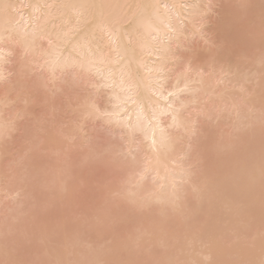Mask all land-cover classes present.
<instances>
[{"label":"bare ground","instance_id":"obj_1","mask_svg":"<svg viewBox=\"0 0 264 264\" xmlns=\"http://www.w3.org/2000/svg\"><path fill=\"white\" fill-rule=\"evenodd\" d=\"M209 2L226 46L195 65L203 78L186 76L170 33L198 41L187 6ZM135 5L160 8L134 18ZM112 15L126 17L112 33L76 26ZM0 72V126L35 130L56 93L41 166L19 131L0 139V262L264 261V0H0ZM90 103L111 118L88 116ZM200 108L214 114L195 137L173 124Z\"/></svg>","mask_w":264,"mask_h":264},{"label":"snow or ice","instance_id":"obj_2","mask_svg":"<svg viewBox=\"0 0 264 264\" xmlns=\"http://www.w3.org/2000/svg\"><path fill=\"white\" fill-rule=\"evenodd\" d=\"M131 10L133 8L132 5L126 6ZM137 9V12L133 13V17L135 18L137 15H142V10L147 7H152L155 9H159L160 5H135L134 6ZM165 8L168 6L165 5ZM187 7L195 9V14L192 17V36L193 37H199L198 41H193L192 43H184L181 44V38L183 36V32L177 33L175 30H173L172 33H170V39H169V46L167 48V54L171 57V60L173 63L179 65L182 69L184 74L186 76H191L195 74L196 76H199L203 78V76L206 74L205 71L202 68H197L195 65H197L198 62L203 61L204 63L211 64L215 66L218 62V59H220V50L222 48H225L226 41H223L221 39L216 38L208 29L210 27L209 22L212 18V12L214 9V5L209 2L208 4H195V5H189ZM126 19V17H118L115 15L108 16V17H102L99 20H96L95 18L89 20V19H80L77 17L76 19V26L79 28L81 25L84 27H90L91 32L94 34L96 30L100 31H108L110 33L115 32L121 25L122 20ZM70 32L73 30H69ZM69 33L64 34V39L68 37ZM184 40L187 41V37H184ZM89 41L86 39L84 44H81L80 47H86L87 43ZM51 44V41H49ZM175 44V47H172V44ZM202 45L203 47H201ZM206 49V51H205ZM53 66L56 65V60L54 59L52 61ZM221 75H226L225 70L223 66L221 67ZM6 80L5 75L0 72V81ZM41 87L47 88V84L44 83L41 85ZM187 87V86H186ZM241 91H245L243 88H241ZM159 95V93H157ZM173 93H169L168 96H173ZM56 93L53 92L50 97L44 98V104L47 106L48 109H50V112H46L45 116L43 117L44 123L40 122V119L38 118L36 129L34 130L31 127H20L17 128V123L15 120H10L6 122L4 125L0 126V139H7L9 135H11L14 131H19L20 135L23 137L28 138L29 143L31 145V151H34L37 154V159L35 161L37 167L41 166L43 164L42 156L45 152L46 145L48 142V135L46 134V128L45 125L47 122H49L55 114L56 110ZM165 101L168 100V97H163ZM41 98L34 92L29 93L28 98L24 100L25 106L30 105L31 103L40 102ZM189 103L199 108V104L201 103L198 100H191ZM207 103V101L203 102ZM171 107V104L168 105ZM181 107H184V104H181ZM84 112L88 116H100L102 118L110 119V114L108 113H101L100 108L97 106L96 103H90L85 104L83 106ZM213 112L211 110H205L203 108H200L199 111H197V120H192L191 118L186 119L185 121L181 122L178 120L176 115H173V124L175 126L183 127L185 131L190 134L191 136L195 137L197 134V128H198V120L199 117H205L207 119H211L213 116ZM19 113H17V118H19ZM80 125L77 124V128H79ZM55 135L58 137H62L66 143L71 147L73 138L68 137L64 134L63 129L59 128L55 130ZM153 144H155V140L153 141ZM189 151H191V145L189 146ZM103 154H100L98 158H101ZM88 157L85 158L84 163H87ZM142 175V174H141ZM114 196L119 195L118 193H113ZM0 264H20V262H11V261H2ZM52 264H62V262H52ZM169 264H181L180 261H174L169 262ZM208 264H212L211 261L208 262ZM261 264H264V261L261 262Z\"/></svg>","mask_w":264,"mask_h":264},{"label":"rangeland","instance_id":"obj_3","mask_svg":"<svg viewBox=\"0 0 264 264\" xmlns=\"http://www.w3.org/2000/svg\"><path fill=\"white\" fill-rule=\"evenodd\" d=\"M73 216H74V215H73ZM73 216H72V215H71V216H69V219H72V220H74L75 218H76V219H78V218H79V216H74V217H73ZM77 217H78V218H77ZM78 220H79V219H78Z\"/></svg>","mask_w":264,"mask_h":264}]
</instances>
